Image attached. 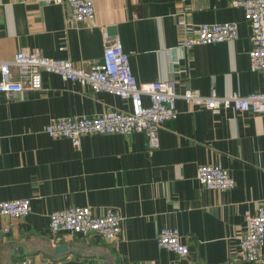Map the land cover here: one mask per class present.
Returning <instances> with one entry per match:
<instances>
[{
    "label": "crops",
    "instance_id": "obj_1",
    "mask_svg": "<svg viewBox=\"0 0 264 264\" xmlns=\"http://www.w3.org/2000/svg\"><path fill=\"white\" fill-rule=\"evenodd\" d=\"M235 1L96 0L95 17L75 21L66 3L0 0V60L37 49L90 68L103 60L106 39L118 37L139 83L174 79L178 93L191 88L207 96L262 92L264 73L250 67L251 24ZM182 21L237 23L240 36L185 49ZM42 78L39 90L11 98L0 93V202L32 203L26 217L0 213V264L26 258L32 264H241L246 217L264 201V115L214 112L179 98V116L160 126L158 148L148 146L144 132L89 134L76 146L44 126L57 117L130 110V102L57 73ZM204 164L222 165L235 187L202 185L197 171ZM85 205L95 214L119 209L120 236L106 241L50 230L53 211ZM164 227L179 230L187 256L158 247Z\"/></svg>",
    "mask_w": 264,
    "mask_h": 264
},
{
    "label": "built area",
    "instance_id": "obj_2",
    "mask_svg": "<svg viewBox=\"0 0 264 264\" xmlns=\"http://www.w3.org/2000/svg\"><path fill=\"white\" fill-rule=\"evenodd\" d=\"M46 4H68L70 16L75 21L91 20L96 15V0H37ZM235 4L245 10V19L251 24L253 48L249 53L253 71L264 73V0H238ZM179 42L185 49L198 44H211L239 38L237 23H179ZM43 72L57 73L67 81L80 83L95 92L106 91L130 102V110H109L90 116L57 117L51 119L44 131L51 137H65L76 146L89 134H124L144 132L150 148L160 146L159 129L162 123L178 118L177 101L183 98L191 104L204 106L214 112L232 109L264 115V91L247 95L234 93L219 96L213 92L203 95L198 89L178 93L174 79L139 83L135 77L129 55L118 37L105 41L103 60L90 68L77 67L71 59H56L41 51L23 50L11 60H0V93L11 98L25 90H39L43 86ZM16 73V74H15ZM149 99V103L145 101ZM197 179L208 189L226 191L235 187V179L222 165L204 164L198 168ZM32 211L31 199L0 202V213L12 218L26 217ZM247 232L241 239L239 261L241 264H263L264 256V201L255 214L246 217ZM124 217L119 209L106 208L95 214L88 205L55 210L50 214L49 227L53 233H72L82 237L98 236L106 241L117 239L123 230ZM9 227L5 228L8 231ZM57 236L56 241L61 240ZM160 249H168L182 256L190 252L179 230L164 227L157 236ZM16 264H32L22 259Z\"/></svg>",
    "mask_w": 264,
    "mask_h": 264
},
{
    "label": "water",
    "instance_id": "obj_3",
    "mask_svg": "<svg viewBox=\"0 0 264 264\" xmlns=\"http://www.w3.org/2000/svg\"><path fill=\"white\" fill-rule=\"evenodd\" d=\"M109 30H110V33H111V34H115V33H116V28H115V27H110ZM64 249H66V245H65V244L60 245V246H58V247L56 248L57 251H62V250H64Z\"/></svg>",
    "mask_w": 264,
    "mask_h": 264
}]
</instances>
